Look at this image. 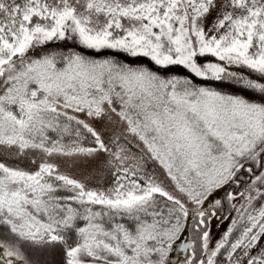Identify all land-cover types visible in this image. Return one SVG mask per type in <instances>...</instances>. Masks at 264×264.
I'll use <instances>...</instances> for the list:
<instances>
[{"label":"snow or ice","instance_id":"6c2138e0","mask_svg":"<svg viewBox=\"0 0 264 264\" xmlns=\"http://www.w3.org/2000/svg\"><path fill=\"white\" fill-rule=\"evenodd\" d=\"M190 219L186 264H264V0H0V264H169Z\"/></svg>","mask_w":264,"mask_h":264},{"label":"rangeland","instance_id":"374dc122","mask_svg":"<svg viewBox=\"0 0 264 264\" xmlns=\"http://www.w3.org/2000/svg\"><path fill=\"white\" fill-rule=\"evenodd\" d=\"M96 127L98 129L103 130V134L106 140L112 134V124L99 122L96 124ZM120 131L123 133L124 131L123 127L120 128ZM125 138L128 140L129 144L132 145V149L130 150L129 153L130 155L138 153L143 150V145L140 144L135 138L131 136H127V134H125ZM104 159L105 158L103 156L100 157L97 166L90 169V173H91L90 175L88 173H85V175H88L90 186H103V187L112 186L113 178L111 176V173L107 170V168L104 167ZM9 162L20 163L21 166H30V161L26 159L13 161V159L9 158ZM145 168L152 175H156L158 176V178L166 180V177L164 175V170L155 161L149 159L148 163L145 165ZM226 187L227 185H225L221 189H218L209 197V199L213 201V204L215 200H219L220 197L224 194ZM232 203H236V202L233 201ZM240 203H243V201L241 200ZM208 206L212 207L213 205H208ZM224 206H225V201L222 200L221 208L223 209ZM237 207H239V204H237ZM235 216L236 213L231 207L226 217H224V220H220L216 215L214 217H211L210 228H209L211 242L213 243L217 242L225 235V233L228 232V229L232 226V220L235 218ZM238 234H239L238 230L234 231L232 233V238H235ZM188 241H189L188 238L181 237L180 240H178L176 244H174L173 251L169 254V264H186V257L185 258L182 257L183 252L180 249L183 243ZM254 251H264V243L258 244L257 249H254Z\"/></svg>","mask_w":264,"mask_h":264},{"label":"trees","instance_id":"16d2710c","mask_svg":"<svg viewBox=\"0 0 264 264\" xmlns=\"http://www.w3.org/2000/svg\"><path fill=\"white\" fill-rule=\"evenodd\" d=\"M105 55H116L117 58L122 59V60H130L131 58L125 57L123 54H114L111 53L110 51L105 53ZM211 59V58H209ZM143 63H145L147 66L149 67H154L153 65H151V63L147 60H144ZM165 70H161L162 74H164ZM166 73L168 75H174V74H186L184 73L183 69L181 68H170L168 70H166ZM197 83H208L211 84L212 82H203V81H196ZM225 91H234V89H223ZM246 95L247 98L250 99H255L257 101H259V97L251 92H246L244 93ZM241 183L239 185L234 184V183H230L227 185L224 194L220 197V201H225V206L223 207V209L221 208V206L219 208H216V216L220 219V220H224V217H226V215L228 214L229 209L231 208V205L229 203V193H234L237 191H242L244 189V187L246 186L247 182H248V176L247 174H242L241 177ZM228 206V207H227ZM214 217V216H212ZM211 219V217H210ZM210 219L207 225V229L209 231L210 228ZM195 223L194 219L189 220V222L186 223V227H185V231L181 234L182 238H188L189 241H191L194 238V233L192 231V224ZM187 256V255H186ZM32 259L34 261V264H63V254L62 251L60 250L59 246H56L44 253H40V254H35L32 256ZM49 261V262H48Z\"/></svg>","mask_w":264,"mask_h":264},{"label":"water","instance_id":"95a60500","mask_svg":"<svg viewBox=\"0 0 264 264\" xmlns=\"http://www.w3.org/2000/svg\"><path fill=\"white\" fill-rule=\"evenodd\" d=\"M186 255H187V254L183 252V255H182V257H183V258H185V257H186Z\"/></svg>","mask_w":264,"mask_h":264}]
</instances>
